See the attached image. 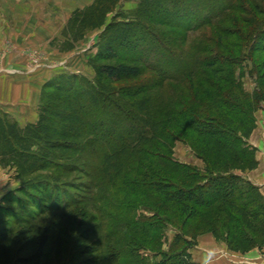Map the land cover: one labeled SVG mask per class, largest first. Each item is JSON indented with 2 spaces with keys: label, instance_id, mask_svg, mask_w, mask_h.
<instances>
[{
  "label": "trees",
  "instance_id": "obj_1",
  "mask_svg": "<svg viewBox=\"0 0 264 264\" xmlns=\"http://www.w3.org/2000/svg\"><path fill=\"white\" fill-rule=\"evenodd\" d=\"M123 1L95 0L72 13L54 45L70 53L90 33L102 30L97 53L89 60L95 79L77 81L62 74L47 82L36 123L22 127L0 111V165L13 167L32 195L44 189L38 186L42 182L65 185L67 173L81 170L78 160L84 150L104 148L101 172L109 184H130L135 195L142 190L149 198L156 196L146 206L163 218L140 220V226L124 221L128 231L143 233V248L133 241L130 251L109 252L108 259L114 258L117 264L126 254L132 256L133 264H195L190 251L197 245V235L204 232L224 240L233 252H264V194L243 176L259 164L257 149L248 141L257 128L255 114L264 102V28L257 30L249 49L259 63V86L249 94L237 77L241 67L230 56L213 52L203 58L190 57L191 64L205 66L210 73L201 83L194 81L189 69L172 70V63L176 66L181 60H176V49L169 46L172 40L165 43L164 38L191 17L194 0H141L136 9L116 13ZM254 10L264 14L258 5ZM221 11L213 12L215 18L203 26H211L218 48L235 53L237 44L252 35L247 28L252 22L239 17L231 28L220 26L217 22L228 12L241 13L231 2ZM191 30L186 25L184 31ZM161 46L171 55L165 64ZM177 56L185 59L183 54ZM146 70L160 81L155 78L119 89L109 84L140 78ZM184 72L187 84L171 85ZM159 88L169 101L159 103L158 95H152ZM177 141L185 142L205 162L204 170L173 157ZM194 225L190 238L187 234ZM169 227L177 234L169 251H163L164 232ZM56 231L48 227L40 235L32 228L24 229L23 242L15 249L0 229V264H49L47 249ZM91 237L89 232L81 234L77 246H85L70 255L60 248V264H101L95 247L88 244ZM155 240V249L144 245ZM142 250L154 257L145 256Z\"/></svg>",
  "mask_w": 264,
  "mask_h": 264
},
{
  "label": "rangeland",
  "instance_id": "obj_2",
  "mask_svg": "<svg viewBox=\"0 0 264 264\" xmlns=\"http://www.w3.org/2000/svg\"><path fill=\"white\" fill-rule=\"evenodd\" d=\"M36 1L37 0H35L36 5L32 6V8H35L33 14L40 13L43 15L42 11H45L48 21L53 20L55 22L53 31H45L42 27L34 31L33 29L36 26L32 25L31 31H29V33H24L26 31L24 29L25 24L23 23H25V20L28 18L19 10V8L24 7V5L18 6L24 4V2L22 0L0 2V9H9L11 11V13L7 14L5 17L7 23L9 22L8 26L1 28L4 39L1 40L0 45V84L13 82L21 78L26 79L25 76L30 77L31 75L39 74L40 71L52 73L53 77L47 82L56 79L62 74L71 75L77 78V81L82 78L88 79L91 82L94 81L95 70L89 64V60L97 53V44L100 40L102 30H98L100 34L97 36L90 33L85 39L86 41L84 40L79 43L76 50L81 52V56L76 55V57H78L77 59H79V63L77 64L75 62L77 61L76 57L70 54L72 58L68 55L69 53L61 52L60 49L54 45L57 39L62 38L63 30L68 23L66 22L64 26L61 25V18L63 20L64 16H62L60 8H56V5L53 3L49 4L44 2L48 4V10H43V7L46 6L41 4L42 0ZM124 1L121 3L116 13H127L136 9L141 0L138 1V4L131 3L128 5ZM194 1V8L191 9V12L189 11L191 17L189 16L187 18V22H185L181 28L173 31L174 33L168 32L164 38L165 43L170 39L172 40L173 44L169 46L171 49H176L177 53L174 54L176 60H181V63L176 66L172 63V70L175 68H182L184 70L189 69L194 72V81L196 83H201L206 80L207 77H210V73L209 71L206 72L205 66L194 63L191 64L188 61L190 57L203 58L208 55H213V52L230 56L237 61L241 67L240 70H238L239 67L237 68L236 73L239 80L243 83L245 91L249 94H254L259 86V71L257 68L259 63L258 61L255 63L254 56L249 53V49L257 30L264 28V14L258 15L254 10L255 5H258L260 9L264 10V0H251L250 3H248L247 0ZM230 2L232 6L236 3L241 13L236 14L230 11L221 18L217 24L231 28L235 26L233 24L234 20L241 17L245 21L248 20L252 22L251 26H247L248 29L252 30V35L247 36L246 41L237 44L238 48L235 53L229 54L217 47V35L212 33L211 26L203 25L215 18L212 13L216 10H222L220 12V14H222L224 8ZM36 9H38L39 12H37ZM243 9L245 12H243ZM199 24L204 28L199 30L197 27ZM186 25L191 26L193 31L191 30L192 32L190 33L184 31ZM248 29H246V31ZM208 38H211V40H208ZM232 41L236 40L233 39ZM94 47H96V51L89 52L93 51ZM162 47L163 46H161L160 49V55L163 57L162 63L165 64L167 61L171 60V55L169 54L170 52H166ZM204 49L206 51H204ZM84 50L85 52L83 53ZM181 54L185 56V59L177 56ZM128 59H131L130 56ZM258 59L260 58H257V60ZM262 59L263 58H261L260 61ZM115 63H117V61L112 62V64ZM155 78L156 81H160V78L157 77L155 73L146 70L140 78L117 83L111 82L109 84L119 89L136 83H144ZM23 79L22 81H26ZM179 79V82H171V85L174 87L176 85L179 86V84L184 86V84H187L189 81L185 72L181 74ZM29 81L33 83L35 79L28 80V82ZM47 82H45V84ZM167 82L170 84L169 81ZM253 89L255 90L253 91ZM152 95H158L159 103H164L167 100L169 101L170 98L168 94L160 88L156 89ZM261 110H264V102L255 114L257 128L248 142L257 149L256 159L258 163L260 162L257 169L262 168V170H264V114L262 113L264 111L261 112ZM0 111L2 110L0 109ZM124 124L129 125L128 122ZM103 156L104 148L102 147L96 150H84L79 157L82 158V160H78L79 162L77 161L79 167H82L80 168L81 170L72 172L71 174L67 173L64 178V180L67 181L65 185L56 186L50 182V185L42 182L38 186L44 189L38 190L36 193H34V191L32 195L29 193V188L27 189L25 186L26 181L18 178L16 170L13 167L4 168L0 165V229L8 235L9 244L15 249H18L23 242L20 234L24 229L32 228L42 235L48 227H56L57 231L55 232L54 239L47 249V254L50 259L49 264H60V248L67 251L69 255L78 249H82L85 245L78 247L77 241L81 234L85 232L92 233L91 240L88 244L95 247L96 253L94 255L98 257L101 264H117V260L114 258H112V260L108 259L109 252L111 253L118 249L126 250V248L130 251V244L133 243V241L135 244L137 243V247L140 246L143 248V241L140 240L143 233L140 234L141 231L139 230L136 232L128 231L129 229H127V225L124 221H131L135 223L136 226H140V220L153 222L158 219L161 221L163 218L161 219L153 210L149 211L146 206V203H148L150 199L154 200L156 196L149 198L143 194L142 190L141 193L135 195L134 190H132V185L130 184L125 186V184L120 182L116 187L110 185L101 172ZM173 157L177 161L186 164H189L188 162L191 159L194 160L198 158L200 161L194 160L193 162L195 163L197 161L196 163H198L200 167L192 164L189 165L201 170H204L206 165L205 162L183 141L176 142ZM248 172H253V170ZM239 173L241 172L239 171ZM38 175H36L35 178L38 177ZM243 176L249 179L245 175ZM41 192L44 193L41 194ZM144 216L150 218H144ZM180 224V222L177 223L178 226ZM195 227L196 225L190 227L189 231H191V233L187 234L189 235L188 237L191 238L194 236ZM169 229L166 231L164 230L166 237L163 239V246H165V242L168 241L167 235L169 236ZM110 232H113L111 238L107 236ZM209 233L213 234L211 232ZM199 235L200 234L197 236L199 237ZM155 242L156 240L149 244L147 243V245L144 243V245L147 248L155 249L157 246ZM108 243H111L112 246H108ZM123 250H118V252ZM142 251V253L147 256L148 251ZM230 253L235 254L236 252L230 250L229 254ZM237 254H239L238 260L245 261L244 264H264V252H261L259 249H256L253 253H247L249 255ZM242 256H244V258ZM252 256L256 257L252 258ZM88 257L90 256L86 258ZM147 257L152 258L150 254ZM131 258L132 256L130 254H126L122 257L123 261L121 259L118 264H133ZM254 259L257 260L255 263L252 262ZM68 262L69 261L65 264Z\"/></svg>",
  "mask_w": 264,
  "mask_h": 264
},
{
  "label": "crops",
  "instance_id": "obj_3",
  "mask_svg": "<svg viewBox=\"0 0 264 264\" xmlns=\"http://www.w3.org/2000/svg\"><path fill=\"white\" fill-rule=\"evenodd\" d=\"M3 1L7 2L8 0H0V2ZM22 1L24 2V4H20L18 6L24 5V7H20L19 10H21L20 12L24 13L28 18L27 20H25V23H23L25 24L24 29L26 31L24 33H29V31H31L32 29V25L36 26L33 29L34 31H36V29L38 30L41 27L45 29V31L54 30L55 22L53 20L48 21L47 13L45 11H42L43 15H41L40 13L33 14L35 8H32V6L36 5L35 0H22ZM94 1L95 0H42L41 4H44L46 6L43 7V10H48L47 7L48 4L46 3L49 4L53 3L56 5V8L59 7L62 16H64L63 20L61 18V25L64 26L76 9H83L91 5ZM138 1L140 0H125L124 2H126V4L128 5L131 3L138 4ZM36 2H38V0ZM36 10L37 12H39L38 9ZM9 13H11L9 9H5V10H3V8L0 9V45H1V40L4 39L2 35L3 31L1 30V28H5V26H8L9 22L7 23L5 17ZM99 32L100 31H95L92 32L91 34L97 36L100 34ZM94 51H96V47H94L93 51H89V52H94ZM84 52L85 50L83 51V53ZM70 54H72L73 57H76V55L81 56V52H79L78 50L74 51L73 53H69L68 55ZM77 58L78 57H76V59ZM78 60L79 59L75 61L77 64L79 63ZM40 73L36 75L35 74L31 75L30 77L25 76L26 79L23 78L17 79L18 81L17 80L13 81L15 80L13 79L12 80L13 82H6L0 84V109L3 112L9 114L10 118L18 122L22 127L31 123H36L39 120L40 117L39 106L41 104L42 87L44 86L45 82H47L53 77L51 72L47 73L46 71L44 72L40 71ZM22 79L26 81H22ZM31 79H35V81L33 83H30V81L28 82V80ZM254 90L255 89H253V91ZM262 111L264 110H261V112ZM262 113L264 114V112ZM194 160L200 161L198 158H195ZM194 160L191 159L189 162L188 161L187 162L189 164L200 167V165L196 163L197 161L195 163L193 162ZM243 175L248 177L249 180L252 181L255 185L259 186L261 188L262 193L264 194V170H262V168H258L257 170L255 169L253 170V172H248L245 174L243 173ZM169 228H170L169 236L167 235L168 241L165 242L164 244L165 246H163V251H169L170 245L177 234V231L173 227H169ZM197 243L198 244L191 250L193 258L195 259L193 260L195 261L196 264H228V263L244 264L245 263V261L238 260L239 254L237 253L229 254L230 249L228 248L227 243L222 240L221 241L218 240L213 234H210L209 232H204L200 234L199 237H197ZM255 250H252L251 253L255 252ZM149 254L152 257H154L153 253L147 252V256ZM242 257L244 258V256ZM254 257L256 256H252V258ZM255 261L257 260L254 259V261L252 262L255 263Z\"/></svg>",
  "mask_w": 264,
  "mask_h": 264
}]
</instances>
